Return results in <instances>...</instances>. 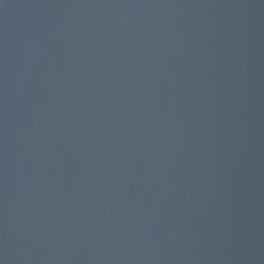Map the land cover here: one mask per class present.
Listing matches in <instances>:
<instances>
[{"label": "water", "instance_id": "water-1", "mask_svg": "<svg viewBox=\"0 0 264 264\" xmlns=\"http://www.w3.org/2000/svg\"><path fill=\"white\" fill-rule=\"evenodd\" d=\"M0 264H264V0H0Z\"/></svg>", "mask_w": 264, "mask_h": 264}]
</instances>
